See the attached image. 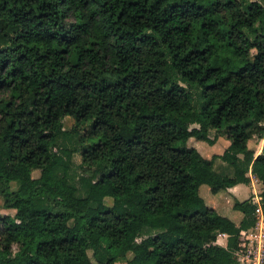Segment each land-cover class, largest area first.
<instances>
[{"label":"trees","instance_id":"obj_1","mask_svg":"<svg viewBox=\"0 0 264 264\" xmlns=\"http://www.w3.org/2000/svg\"><path fill=\"white\" fill-rule=\"evenodd\" d=\"M210 129L231 175L187 146ZM248 170L264 212V0H0V264H239L256 206L236 224L199 188Z\"/></svg>","mask_w":264,"mask_h":264},{"label":"rangeland","instance_id":"obj_2","mask_svg":"<svg viewBox=\"0 0 264 264\" xmlns=\"http://www.w3.org/2000/svg\"><path fill=\"white\" fill-rule=\"evenodd\" d=\"M252 1H258L261 2V0H252ZM262 122L255 124L252 126L248 133L251 136V139L248 142V146L250 149L254 151L255 154L261 150L263 141L262 139L257 135V132L259 128L262 126ZM63 126L65 130H70L73 126V120L71 117H65L63 119ZM197 125H191V127H194ZM88 129V125L83 126V130ZM79 136L83 131H79ZM79 136L71 135L70 137L66 138H60L58 141L57 148H73L74 146L79 150L81 146L83 145H90L91 143L97 141V138H91L79 142ZM208 136L210 139H214V144H208L207 142L197 140L195 138H190L187 142V146H193L197 148V150L201 153L202 156H204L207 159H213V167L214 170L222 175H231L232 174V168L223 162L221 159L214 157L216 155L221 154L224 149L227 148L229 145V141L226 139V137L223 135V133L220 134V132L215 131L214 129H210L208 131ZM73 162L74 165L72 166V173L75 174V182L77 183L76 177L80 176L82 174L81 170L79 169V163H80V155L77 152H74L73 154ZM247 175L250 178V182L248 184H242L240 189H235L233 191L231 190H223L216 194L212 193L209 189V187L205 184L201 185L199 188V193L201 197L204 199L206 205L215 211H217L221 215H225L229 217L233 222L236 224H239L242 219V213L239 211H236L232 208L233 200L235 197L239 198V200L244 199H250L251 201L255 202L259 205L260 200V193L262 190V183L250 173V170H248ZM33 176L37 177L39 176V171L35 170L33 171ZM13 189L16 188V184L11 185ZM79 186V185H78ZM79 192L81 193L82 190L79 188ZM237 192V193H236ZM240 193V194H238ZM237 194V196L235 195ZM105 202L107 204H111L112 200L111 198H106ZM15 211L9 208L4 207L3 205V199L0 197V216L2 215H14ZM257 223L254 227H252V231L256 234H263L264 233V219L261 217V215H257ZM159 232L158 230H152V229H144L141 231L139 238L137 241H139L141 238H145L148 236H152ZM226 238L227 236L225 234H219L217 236L216 243L222 246L226 245ZM90 255V252H89ZM132 256L131 253H127L124 257L118 259L115 264H127L128 259H130ZM260 264H264V261L262 260Z\"/></svg>","mask_w":264,"mask_h":264},{"label":"built area","instance_id":"obj_3","mask_svg":"<svg viewBox=\"0 0 264 264\" xmlns=\"http://www.w3.org/2000/svg\"><path fill=\"white\" fill-rule=\"evenodd\" d=\"M253 203L256 206L255 209L256 222L252 227H254L257 223V219H258L257 215H261V217L264 219V212L261 209L260 200H259V205L256 204L255 202ZM252 227L248 228L246 231H243V233L246 234L247 236L248 243H247V248L237 258L239 264H260L262 260L264 261V233L256 234L255 232L252 231L251 229Z\"/></svg>","mask_w":264,"mask_h":264},{"label":"crops","instance_id":"obj_4","mask_svg":"<svg viewBox=\"0 0 264 264\" xmlns=\"http://www.w3.org/2000/svg\"><path fill=\"white\" fill-rule=\"evenodd\" d=\"M66 117H69V116H66ZM65 118V117H64ZM63 129L65 130V128H64V126H63ZM263 141V140H262ZM259 152H260V150H259ZM258 152V153H259ZM257 153V154H258ZM74 154V153H73ZM73 156V155H72ZM72 161H73V157H72ZM73 164H74V162H73ZM242 186V184H237V185H235L234 187H231V188H229V189H227V190H231V191H233V190H235V189H240V187ZM237 193V192H236ZM238 194H240V193H238ZM236 196H237V194H235ZM235 198H237V197H235ZM237 199H239V198H237ZM225 216V215H224Z\"/></svg>","mask_w":264,"mask_h":264}]
</instances>
